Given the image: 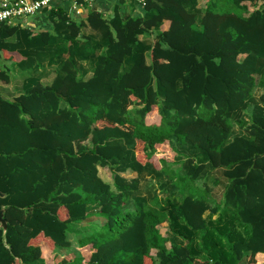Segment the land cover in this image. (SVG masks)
<instances>
[{"label":"trees","instance_id":"trees-1","mask_svg":"<svg viewBox=\"0 0 264 264\" xmlns=\"http://www.w3.org/2000/svg\"><path fill=\"white\" fill-rule=\"evenodd\" d=\"M99 1L83 16L53 1L36 28L0 23V82L28 66L0 95V264H256L264 0Z\"/></svg>","mask_w":264,"mask_h":264},{"label":"rangeland","instance_id":"rangeland-1","mask_svg":"<svg viewBox=\"0 0 264 264\" xmlns=\"http://www.w3.org/2000/svg\"><path fill=\"white\" fill-rule=\"evenodd\" d=\"M206 1L207 0H199V7L202 8V9L205 8ZM250 8H254V6L250 5ZM88 9H89V7L86 6L85 7V10H84V13H86V11ZM215 11H231V12H235L237 10L234 7V5L231 3V0H218L215 3ZM42 57L44 58V56H41V66L39 68H36L38 70V71L36 70V72H40V71L41 72H49V73L52 72L54 66L51 65V64H49V59L48 58H50V57L47 56L44 59H42ZM7 64L10 65V62H7ZM13 68H14V70H13ZM24 70H28V66L27 65H25L24 67H21V68H19L18 66H16V67L13 66L12 69L10 70V76L12 78H11V82H9V84L11 86V89L10 90H13V92L11 93V95H14V94H16L17 92L20 91V86H21V83H22V77L24 76V73H23ZM1 84H5V83H1ZM254 92H255L254 94L256 96H258L260 94V90L259 89H256ZM246 116L247 115H245V117ZM166 148L167 147H165V148H159L153 158L154 159H157V158H165L166 160H168V161L171 162L174 153L170 149H168V148L166 149ZM171 167H172V169H175L178 166L176 165V166H171ZM99 173H100V175L103 178L111 177V173L106 168H99ZM123 175L124 176H127V177H130V176H133L134 174L133 173H124ZM217 175L218 174H216L215 172H210L209 173V176H208V179H207V182H208L209 186L212 187V191H214V192H218V189L220 188L219 185L213 186V179L215 177H217ZM141 187H142L141 188V191L144 194H147L149 190L151 192H153L154 190L157 191L154 182H152L147 177H144L141 180ZM159 230H160V232L162 234H165V232L167 230V224L166 223L161 224L159 226ZM62 251L63 250H60V251H57V252L60 253V254H62L63 253ZM87 253H88V251L85 250L84 251V254L87 255Z\"/></svg>","mask_w":264,"mask_h":264},{"label":"built area","instance_id":"built-area-1","mask_svg":"<svg viewBox=\"0 0 264 264\" xmlns=\"http://www.w3.org/2000/svg\"><path fill=\"white\" fill-rule=\"evenodd\" d=\"M53 1L66 2L70 10L77 11L83 6H90L97 0H0V23H13L17 20L36 15L45 8H50ZM144 4L145 0H135Z\"/></svg>","mask_w":264,"mask_h":264},{"label":"crops","instance_id":"crops-1","mask_svg":"<svg viewBox=\"0 0 264 264\" xmlns=\"http://www.w3.org/2000/svg\"><path fill=\"white\" fill-rule=\"evenodd\" d=\"M93 5H96L98 8H106L107 7V5L104 3V1L103 2L99 1V3L98 2L93 3L92 5L87 6V7H91ZM85 7L86 6H83V7L79 8L77 11H75V10H70V5L68 4V12L69 13L75 12L76 14L83 16L85 14L84 13ZM135 10H136V8H135ZM17 21L13 22V24L17 23ZM19 22H21V24H23V26H29L31 28H36V27L42 26L44 24V18L42 15L37 14V15H33V16H29V17L20 19ZM13 70H14V68H13ZM53 76H54V74L51 72L48 75H46L45 77H43L41 82L43 84H49L52 81ZM11 78H10V82H11ZM10 89H11V86L9 83L8 84H1L0 83V95L7 97V98L13 97V95H11L13 90H10ZM161 146H163V145H161ZM158 147H160V146H157V150L159 149ZM255 259H256V264H264V254L263 253H257L255 255Z\"/></svg>","mask_w":264,"mask_h":264},{"label":"water","instance_id":"water-1","mask_svg":"<svg viewBox=\"0 0 264 264\" xmlns=\"http://www.w3.org/2000/svg\"><path fill=\"white\" fill-rule=\"evenodd\" d=\"M2 196H4V194L0 192V197ZM3 215H4L3 209H0V226L3 229H6V220L4 219Z\"/></svg>","mask_w":264,"mask_h":264}]
</instances>
